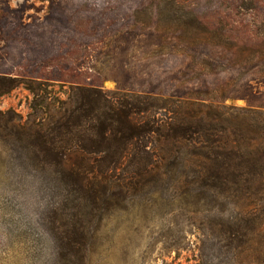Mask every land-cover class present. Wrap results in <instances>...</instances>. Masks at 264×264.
<instances>
[{"label":"rangeland","instance_id":"rangeland-1","mask_svg":"<svg viewBox=\"0 0 264 264\" xmlns=\"http://www.w3.org/2000/svg\"><path fill=\"white\" fill-rule=\"evenodd\" d=\"M0 74L264 106V0H0ZM31 99L21 86L0 110L26 118ZM51 177L0 138V264H264V205L198 214L175 189L87 219L86 252H67Z\"/></svg>","mask_w":264,"mask_h":264},{"label":"trees","instance_id":"trees-1","mask_svg":"<svg viewBox=\"0 0 264 264\" xmlns=\"http://www.w3.org/2000/svg\"><path fill=\"white\" fill-rule=\"evenodd\" d=\"M21 86L32 94L29 113L0 110V138L52 176L55 214L64 222L56 232L67 252H86L87 219L152 203L164 189H175L176 199L198 214L234 204L251 207L255 216L264 205L263 105L225 106L193 94L106 91L8 74H0V99ZM222 231L234 240L246 236L240 221H227Z\"/></svg>","mask_w":264,"mask_h":264}]
</instances>
